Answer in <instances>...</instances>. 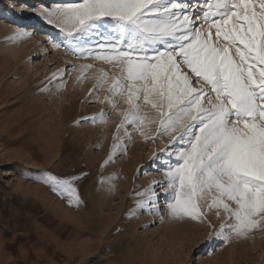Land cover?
<instances>
[{
    "label": "snow or ice",
    "instance_id": "6c2138e0",
    "mask_svg": "<svg viewBox=\"0 0 264 264\" xmlns=\"http://www.w3.org/2000/svg\"><path fill=\"white\" fill-rule=\"evenodd\" d=\"M37 15L57 28L49 38L54 47L120 68L103 99L90 101L120 116L102 168L126 151L134 133L148 139L147 124L156 123V135L169 137L153 153V160L164 157V179L132 193L140 197L135 210L159 212L161 192L171 219L205 222L206 212L214 208L219 217L222 210L226 220L206 243L264 228V0H74ZM29 35L17 28L7 39ZM221 39L225 43L217 46ZM97 71L90 93L108 79L104 69ZM118 97L126 108H117ZM141 100L155 116L141 112ZM106 113L80 119L106 123ZM83 175L58 177L44 169L39 179L80 203L75 182Z\"/></svg>",
    "mask_w": 264,
    "mask_h": 264
},
{
    "label": "rangeland",
    "instance_id": "374dc122",
    "mask_svg": "<svg viewBox=\"0 0 264 264\" xmlns=\"http://www.w3.org/2000/svg\"><path fill=\"white\" fill-rule=\"evenodd\" d=\"M69 2L74 0H0V264H264V228L205 242L226 220L222 210L219 217L214 208L206 212L205 222L171 219L159 188V212L135 210L140 197L132 193L164 179V157L153 160V153L169 137L156 135V123L145 126L148 139L134 133L125 141L126 151L101 167L120 116L107 104L90 101L103 99L120 68L49 42L58 30L37 13ZM17 28L30 35L7 39ZM98 69L108 79L90 93ZM53 74L63 79L52 80ZM116 104L127 107L123 97ZM140 104L142 113L155 116ZM101 109H107L106 123L80 119ZM44 169L58 177L86 174L75 182L80 203L75 194L42 183ZM113 174L111 184L100 182Z\"/></svg>",
    "mask_w": 264,
    "mask_h": 264
},
{
    "label": "bare ground",
    "instance_id": "6f19581e",
    "mask_svg": "<svg viewBox=\"0 0 264 264\" xmlns=\"http://www.w3.org/2000/svg\"><path fill=\"white\" fill-rule=\"evenodd\" d=\"M66 1H71V0H66ZM28 21V23H30V19H26ZM59 151V150H58ZM57 149H56V153L58 152ZM54 154V153H53ZM56 155V154H55Z\"/></svg>",
    "mask_w": 264,
    "mask_h": 264
}]
</instances>
